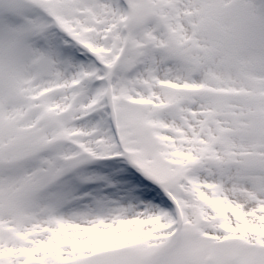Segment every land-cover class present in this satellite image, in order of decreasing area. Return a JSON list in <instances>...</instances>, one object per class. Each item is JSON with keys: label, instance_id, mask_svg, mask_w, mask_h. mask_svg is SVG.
Here are the masks:
<instances>
[{"label": "snow or ice", "instance_id": "snow-or-ice-1", "mask_svg": "<svg viewBox=\"0 0 264 264\" xmlns=\"http://www.w3.org/2000/svg\"><path fill=\"white\" fill-rule=\"evenodd\" d=\"M0 264H264V0H0Z\"/></svg>", "mask_w": 264, "mask_h": 264}]
</instances>
